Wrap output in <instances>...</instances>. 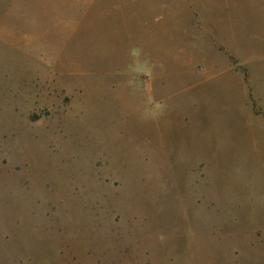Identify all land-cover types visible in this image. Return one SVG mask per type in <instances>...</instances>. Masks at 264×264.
Wrapping results in <instances>:
<instances>
[{
	"label": "rangeland",
	"instance_id": "374dc122",
	"mask_svg": "<svg viewBox=\"0 0 264 264\" xmlns=\"http://www.w3.org/2000/svg\"><path fill=\"white\" fill-rule=\"evenodd\" d=\"M0 264H264V0H0Z\"/></svg>",
	"mask_w": 264,
	"mask_h": 264
}]
</instances>
